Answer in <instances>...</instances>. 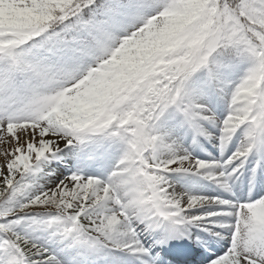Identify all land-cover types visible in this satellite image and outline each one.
<instances>
[{
  "label": "snow or ice",
  "instance_id": "6c2138e0",
  "mask_svg": "<svg viewBox=\"0 0 264 264\" xmlns=\"http://www.w3.org/2000/svg\"><path fill=\"white\" fill-rule=\"evenodd\" d=\"M0 264H264V0H0Z\"/></svg>",
  "mask_w": 264,
  "mask_h": 264
}]
</instances>
